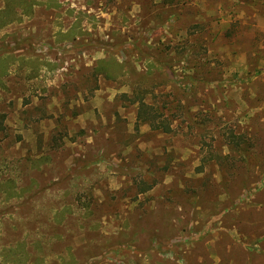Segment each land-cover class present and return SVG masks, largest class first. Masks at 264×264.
Wrapping results in <instances>:
<instances>
[{"label": "rangeland", "instance_id": "rangeland-1", "mask_svg": "<svg viewBox=\"0 0 264 264\" xmlns=\"http://www.w3.org/2000/svg\"><path fill=\"white\" fill-rule=\"evenodd\" d=\"M38 1L0 0V264H264V0Z\"/></svg>", "mask_w": 264, "mask_h": 264}, {"label": "trees", "instance_id": "trees-1", "mask_svg": "<svg viewBox=\"0 0 264 264\" xmlns=\"http://www.w3.org/2000/svg\"><path fill=\"white\" fill-rule=\"evenodd\" d=\"M13 10L11 4H7L4 8V10L0 13V29L7 25L8 23L12 22L13 20ZM199 24V23H196ZM103 61H100L98 63L97 70L100 71L102 74H106L110 76L107 73V69L102 65ZM117 64V63H116ZM154 66V65H153ZM169 69V68H168ZM121 72V66L118 67V73ZM119 76L118 74L114 75L113 77ZM173 76V75H172ZM173 78V77H172ZM192 79L189 78V83H191ZM131 98L129 99L132 105H136V122L138 124H147L150 126V128L154 131H160L162 133H169L170 132V126L168 124V120L166 118H162L163 114L161 113V109L158 108L156 105L147 103L144 99L141 97H137L139 91L132 90L131 91ZM237 138V137H236ZM232 151L236 150V147H238V142L233 143ZM231 145V144H230ZM240 154H243L246 158L249 157L248 155V147L242 148V150L239 151ZM8 256V253L5 254ZM7 262V261H6Z\"/></svg>", "mask_w": 264, "mask_h": 264}, {"label": "crops", "instance_id": "crops-1", "mask_svg": "<svg viewBox=\"0 0 264 264\" xmlns=\"http://www.w3.org/2000/svg\"><path fill=\"white\" fill-rule=\"evenodd\" d=\"M35 2H37L38 4H42L40 1H38V0H34ZM42 1V0H41ZM37 4V5H38ZM7 5V4H6ZM6 5H2L1 6V8H0V13L4 10V8H5V6ZM33 5H35V3H33ZM11 6H12V10H13V15L15 16L16 15V10H15V8H14V6L11 4ZM14 22V19L12 20V23Z\"/></svg>", "mask_w": 264, "mask_h": 264}]
</instances>
